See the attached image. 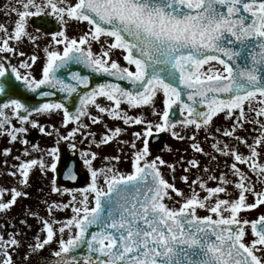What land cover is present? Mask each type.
Returning a JSON list of instances; mask_svg holds the SVG:
<instances>
[{
  "label": "snow or ice",
  "instance_id": "obj_1",
  "mask_svg": "<svg viewBox=\"0 0 264 264\" xmlns=\"http://www.w3.org/2000/svg\"><path fill=\"white\" fill-rule=\"evenodd\" d=\"M5 8L6 14L11 17L14 13L16 19L11 21V28L0 23V53L25 55L19 51V44L24 39L37 40V36L28 31L32 17H52L60 27L50 33V46L43 50L46 58L41 78L36 79L30 73L22 75L16 66L9 68L6 56L0 57V98L3 99L0 136L28 145L29 141L23 136L29 126L52 135L32 118L33 113L62 110L63 125L75 122L77 126L61 138H74L81 128L87 127L81 122L82 117H88L93 124L101 122L100 116L91 115L90 106L98 113L122 120L125 125L143 126L142 131L132 134L135 140L142 141V147L131 143L134 151L130 173H121L114 166L97 169L93 166L97 153L84 151L81 153L83 164L91 176L87 187L61 190L53 176V193L75 194L68 203L48 205L49 217L55 210L69 207L73 215L64 221L37 217L44 235H37L28 245L32 253L56 243L58 247L53 252L58 258L56 264H81L74 253L82 248L86 249L82 264H264V214L254 219L241 215L264 206V191H256L255 182L238 166L247 165L264 185V162H261L264 153L258 151V148L264 149V120L248 121L259 125V135L254 137L253 143L236 135L237 125L243 127L240 121L246 118L245 105L256 117H264V0H9ZM71 21L86 23L88 28L78 37H70L66 29ZM40 31L36 29L37 33ZM94 42L101 45L99 52L93 51ZM117 49L121 50L128 67L112 58L113 50ZM245 53L250 63H237ZM37 59L32 55L28 61H21L20 67L30 68ZM212 62L222 67H215ZM72 63L119 81L126 80L132 87H121L112 81L98 83L80 96L75 113L60 102L49 101L37 106L12 98L16 95V81H22L33 93L42 86H50L71 95L77 92V85L87 87L89 77L79 72L70 73L75 83H66L57 75ZM160 94L162 112L155 110ZM38 95L49 97L55 93L40 90ZM185 96L187 100L183 99ZM98 98H104L109 104L100 103ZM253 102L260 106L254 107ZM124 105L134 110L151 106L159 122L129 115ZM174 105L183 119H170ZM9 109L19 121V127L9 117L6 111ZM237 112L236 123L222 134L245 144L248 154L228 143L221 146L219 140L211 145L216 152L232 159L228 167L236 180L229 179L227 173L218 177L210 175L208 181L220 183L209 187L207 181L197 177L189 184L191 191L186 196L161 171V166H166L174 173L175 165L160 156L149 158L148 138L154 130L170 131L174 138L182 140L185 137L175 130L177 124L185 129L194 127L197 131H208L219 113L230 118ZM54 131L60 135L59 129L54 128ZM121 132L120 127L109 129L110 134L106 133L100 143H109ZM189 139L196 152H204L195 142V135ZM69 146L76 147L75 144ZM32 150L44 151L50 161L46 162L43 156L30 158L27 147L22 155L14 157L17 163L8 175L17 179L18 186H0V212L7 213L18 198L28 195L19 185L29 184L33 169L38 167L45 175L48 171L57 172L60 159L57 147L40 150L33 144ZM11 151L5 148L3 155L7 157ZM105 159L118 162L121 157ZM181 161L199 167L196 159L183 161L181 157ZM65 178L75 180L77 177L69 171ZM101 178L106 189L99 183ZM181 179L189 182L188 176ZM194 185L206 195L201 197ZM228 185L238 190L237 198L220 197L222 193L228 194ZM246 193L255 197L254 202H248ZM77 196L81 198L77 200ZM176 197L180 198L176 201L179 208L169 207L165 201ZM213 198L214 203H209ZM198 209H206L210 214L200 216ZM21 223L26 224V221ZM55 225H59V236ZM66 231L67 239L64 238ZM18 235L9 233L6 238L0 234V264H15L13 252L23 247ZM24 261L31 264L27 255Z\"/></svg>",
  "mask_w": 264,
  "mask_h": 264
},
{
  "label": "rangeland",
  "instance_id": "obj_2",
  "mask_svg": "<svg viewBox=\"0 0 264 264\" xmlns=\"http://www.w3.org/2000/svg\"><path fill=\"white\" fill-rule=\"evenodd\" d=\"M7 4V0H0V23H6L11 28L13 25L11 21H14L16 17H9L6 13L5 5ZM6 10V11H5ZM33 18H30V23ZM88 28L85 23H78L75 21L69 22L67 25V34L70 37H77L82 34V32L86 31ZM28 31L37 36L36 42H32L28 39H24L19 44V51H23L25 55L23 57L17 55H13L12 53L4 54L0 53V57H7L10 61L11 66H16L18 71L25 74H31L32 77L39 79L41 78L42 66L45 61V53L44 48L50 46L51 35L37 33L31 27V24L28 27ZM2 35V34H0ZM109 39V38H103ZM63 46H60L62 49ZM92 48L94 52H99L101 45L99 43H93ZM32 55H36L38 57L36 63L32 64L30 68H21V61H28L29 57ZM112 58L116 59L122 66L128 67L127 62L123 60V56L121 54V50H113ZM6 59V60H7ZM215 67L221 68L222 66L216 64V62H212ZM207 67V66H205ZM134 70V66L132 67ZM99 102L102 104H109L104 98H98ZM162 94L158 96L155 101V110L162 112L163 104H162ZM254 107H259L260 105L256 102H253ZM129 115L133 116H142L147 120H151L154 123L159 122V117L153 115V110L151 106H145L141 109H130L127 108L126 105L122 106ZM10 118H13V114L11 110H6ZM89 112L93 116H100L101 122L97 124H93L92 121L88 117H82L81 122L86 124L87 127L81 128L74 138H69L67 140L62 139V136H67V133L72 130V128L76 127V123L73 122L68 126H64L63 115L61 111H54L52 113H43L36 114L34 113L32 118L37 120L42 126H44L47 132H51L52 135H46L45 133H41L38 128H32L29 126V131L23 136L24 139L29 141L28 145H24L20 142H10L7 136H0V186L5 188H11L14 186H18V181L15 177L8 175V172L11 170L12 166L17 163L14 157L18 155H22L25 147L31 153L30 158H40L43 156L46 162L50 161V157H48L44 151H33L32 145H38L40 150H47L52 147H56L58 142L63 141L64 144H67V148L72 152H78L79 159L83 163V157L81 155L84 151L95 152L97 153L96 159L93 161V166L97 169L104 168L105 166L112 167L114 166L121 173H130L132 171L131 160H132V152L134 149L131 148V143L135 142L137 147H142L141 140H135L132 135L134 132L142 131V125H125L122 120H114L111 117H108L106 114L98 113L94 107H89ZM239 113H235L232 117L226 118L225 113H219L216 117H214V122L210 126L208 131H197L194 127H189L187 129L183 128L181 125L177 124L176 131L184 136V139H176L171 135L170 131H164L163 133V141L159 146V151L152 152L150 151V159L155 158L156 156H160L162 159L167 161L169 164L175 165V172L173 173L166 166H161V171L166 179L169 182L175 183L176 187L181 189L184 194L190 195L189 184L192 180L200 177L201 179L207 181V185L209 187L218 186L220 183L218 180L216 181H208L207 177L210 175L219 176L221 173H227L228 178L231 180H236L231 173V169L228 167L233 161L230 157H226L216 152L211 145L219 140L221 142V146L223 143H228L233 147L239 149V151L245 155L248 154V148L245 144L239 143L234 137H225L222 132L225 129H231L233 124L236 123V117ZM245 119L240 121V124H243V127L237 125L236 135H239L246 139L249 144L253 143L254 137L259 135V125H255L253 123H249L248 121H252L254 119L264 120V117H256L255 112L249 111L247 105H245ZM15 126L19 127L20 123H16ZM116 127H120L122 132L113 138L107 144L100 143L101 138L108 133L109 129H115ZM55 129H59L60 135L54 131ZM216 129H221L220 132H217ZM155 131V130H154ZM110 134V133H108ZM195 135V142L198 143L203 149V153L196 152L192 147L193 141L189 139V137ZM212 137H215L213 139ZM126 142V143H122ZM75 144V148H71L69 145ZM99 144V146H97ZM5 148H11V154L7 157L3 155V150ZM158 150V149H157ZM264 153V149H259ZM120 156L121 159L117 162L114 160H106L105 157H113ZM215 156L216 159L213 160L212 157ZM181 157H183V161H187L190 159H196L199 162V167H191L186 162L181 161ZM5 161L7 163H5ZM261 162H264V156L261 158ZM243 171H245L255 182L256 191H264V185L257 180V177L251 173L250 169L247 165H238ZM83 168L88 172L87 168L83 164ZM205 168L209 169V171H205ZM188 169V171H185ZM52 172L48 171L47 174H43L39 168H35L30 173L29 184L28 185H19L21 191L28 193L27 196L18 198L17 203L10 209L7 213L0 212V234L7 235L9 233L16 234L19 233L17 238L21 240L23 247L18 248L13 252V257L15 260V264H25L24 256L27 255L31 261V264H56L57 257L53 255V252L57 250V244L53 243L51 245L45 246L44 249L39 250L37 253H32L31 249L28 247L30 243L34 242V239L37 235L43 237V233L41 232L42 224L40 223L37 217L55 219L59 221H64L67 218H70L73 213L71 212V208L67 209H57L54 211L53 215L49 217L47 208L48 205L53 202H57L60 204L68 203L71 200L72 195L75 192L65 193L61 191L60 193H53L51 191L52 188ZM91 182V176L88 172ZM188 176L189 182L185 183L181 177ZM174 177V179H173ZM99 183L103 185V179L101 178ZM87 187V186H86ZM195 190L203 197L206 193L201 190L198 186L194 185ZM62 190V189H61ZM238 190L235 189L234 185H228V194H220L221 198L225 199H235L238 197ZM174 195V194H173ZM248 202H254L255 197L251 193H246ZM8 197L6 196L5 199ZM81 197L77 196V200ZM180 200L179 197H176L175 200H166L165 202L169 207L179 208L180 204L176 201ZM47 201V204L45 203ZM182 202V201H181ZM94 201L90 204H92ZM209 203H214L213 200L209 201ZM35 213L36 215H33ZM206 209H198V215L205 216L209 215ZM264 214V206H259L256 209H252L246 212H242L245 218L254 219L259 215ZM227 215V213H225ZM215 218V217H214ZM26 221V224H22L21 221ZM57 228V236L59 225H55ZM67 239V231L64 236ZM249 238L251 239V234L249 231ZM82 264V262H81Z\"/></svg>",
  "mask_w": 264,
  "mask_h": 264
},
{
  "label": "water",
  "instance_id": "obj_3",
  "mask_svg": "<svg viewBox=\"0 0 264 264\" xmlns=\"http://www.w3.org/2000/svg\"><path fill=\"white\" fill-rule=\"evenodd\" d=\"M50 19L46 17H37L33 21V25L37 28H40L45 31H51L55 29L54 23H49ZM237 63L245 64L250 63V58L247 57L246 53L242 54L241 57L237 60ZM71 72H79L81 75L88 76L89 77V84L87 87L84 85H77V92L72 93L69 95L67 92H62L59 90V87L57 88H51L50 86H42L40 90L42 91H50L54 92L55 95L49 96V97H40L37 93H33L29 91L23 84L22 81H16L17 89H16V95L12 98H19L22 100V102H26L30 105H39L40 103L49 102V101H55L60 102L65 105V107L72 113H75L76 108L79 106V98L82 96L85 92L91 91L92 88H94L98 83H103L105 81H112L114 83H119L121 87L125 88H131V84L124 80L119 81L116 80L114 77H109L106 74H97L92 72L90 69L84 67L82 64H70L66 69H61L57 75L63 79L66 83H75L72 81L70 73ZM14 80V76L12 77ZM182 87V86H180ZM183 99L187 100V97H183ZM0 102H3V99L0 98ZM174 111L170 113V119L171 120H177L180 117L178 116V110L179 108L175 105ZM149 139V148L152 150L159 149L160 144L163 141V135L161 134H153ZM59 149V156L60 159L57 161V172L54 173V176L57 181L58 187L68 188V189H81L85 186V184L88 182V175L87 173L82 170L81 163L78 160V156L74 154L73 156H70L68 151L66 150L64 144H60L58 147ZM71 171L76 175L75 180L66 179L65 173ZM95 230V229H91ZM86 253V249H80L77 250L76 253H74L79 260H82L83 255Z\"/></svg>",
  "mask_w": 264,
  "mask_h": 264
},
{
  "label": "flooded vegetation",
  "instance_id": "obj_4",
  "mask_svg": "<svg viewBox=\"0 0 264 264\" xmlns=\"http://www.w3.org/2000/svg\"><path fill=\"white\" fill-rule=\"evenodd\" d=\"M8 3H9V0H7V4H8ZM6 10H7V9H6ZM6 10H5V11H6ZM6 12H7V11H6ZM12 16H15V14L13 13ZM256 218H257V217H256Z\"/></svg>",
  "mask_w": 264,
  "mask_h": 264
}]
</instances>
